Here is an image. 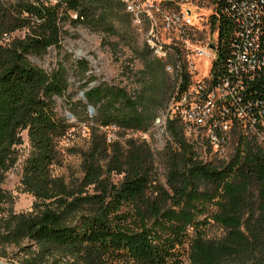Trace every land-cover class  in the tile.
I'll return each mask as SVG.
<instances>
[{"label":"trees","instance_id":"1","mask_svg":"<svg viewBox=\"0 0 264 264\" xmlns=\"http://www.w3.org/2000/svg\"><path fill=\"white\" fill-rule=\"evenodd\" d=\"M63 5L75 14L74 21L107 34L117 32L116 21L125 22V15L119 16L121 0H57L54 4L17 0L14 7L23 16L21 24L31 33L12 48L0 46V211L6 202V173L19 159L17 147L25 142L24 131L31 149L22 181L39 208L35 214H10L8 237L28 238L38 245L39 255L70 256L80 264H264V149L251 135L234 128L230 141L235 146L226 160L205 142L187 137L177 116L168 117L164 158L169 190L159 188L162 203L147 197L157 181L147 139L128 138L124 150L118 146L120 140L107 142L104 128L115 126L124 135L147 134L167 107L163 108L171 93L170 76L147 44L139 52L143 63L136 71L139 88L93 86L84 91L86 102H79L86 115L90 106L94 108L93 124L88 125L94 146L87 155L85 179L97 192L75 193L52 175L58 140L74 126L55 109V97L64 96L69 88L68 72L63 64L48 71L31 63L28 54L43 55L60 45ZM9 14L0 3V32L5 31ZM229 47L227 42L222 45L214 74L226 64ZM78 64L84 73L89 70L87 60ZM178 83L175 80L172 86L174 96L177 87L180 92L188 87L190 76L185 74ZM70 106L76 115L79 107L74 102ZM107 144L113 145L110 166L123 174L119 183L106 178L98 165L109 153ZM197 146H205L211 159H199ZM207 184L210 191L204 188ZM216 199L219 211L212 218L227 233L209 239L200 230L204 222L195 211L198 202ZM190 228L195 236L189 237ZM187 239L190 251L185 263L180 256Z\"/></svg>","mask_w":264,"mask_h":264},{"label":"rangeland","instance_id":"2","mask_svg":"<svg viewBox=\"0 0 264 264\" xmlns=\"http://www.w3.org/2000/svg\"><path fill=\"white\" fill-rule=\"evenodd\" d=\"M41 1L54 4L57 0ZM0 3L10 11L5 21L7 22L5 31L0 32V46L12 48L18 41L25 39L31 33V29L21 24L23 16L14 7L17 0H0ZM100 10L99 8L98 12ZM60 11V45L50 47L43 55L28 54V59L31 63L48 71L53 70L59 64H63L67 69L69 88L64 96L55 97V109L58 116L66 118L74 126L58 140L57 158L50 169L53 176L63 179L66 185L75 193L91 194L97 191H95L94 185L88 184L85 176L87 155L94 146L88 127L89 124H93L91 117L94 113L86 115L79 102H86L84 91L93 86L113 84L126 86L130 91L139 88V76L136 71L143 67L139 52L146 45V41L144 36L134 29L125 5L119 10V16L125 15V22L116 21L117 32H122L112 34H107L91 24L74 21L75 14L66 11L65 5L61 7ZM83 59L89 62V70L86 73L78 64V61ZM195 61L196 78L204 79L208 77L213 60L205 56H196ZM169 76L171 93L169 91V99L163 108L170 103L174 96L172 86L175 85V79L170 74ZM71 102L76 103L79 107L76 115L71 111ZM22 134L25 142L17 147L19 159L6 173L3 184L6 202L2 211H0V261L5 264H80L79 261L70 256L60 254L48 256L46 253L39 255L38 245L28 238L15 239L13 236L8 237V234L12 231L10 214H35L39 208V206H34L36 198L25 189L22 181L24 162L31 149L27 132L24 131ZM107 134L111 137V139L107 137L109 144L116 139L121 141V145H118L122 148L121 150H124L128 138L147 139L154 154L157 176V181L147 190V197L150 200L162 203V198L158 192L159 188L164 187L169 190L168 167L164 158V150L168 144L166 133L158 127H153L147 134L129 132L124 135L116 129H109ZM102 146H104V143ZM107 146L109 147V153H107L105 159L104 155L101 157L98 165L101 170H104L106 178L111 182L119 183L123 178V174L117 173V169L110 166L113 145L107 144ZM234 146L235 143L230 141L221 157L227 160L231 156ZM197 153L199 159L207 160L212 157L208 151L206 152L205 146H197ZM204 188L210 191L212 187L207 184ZM165 203L167 206L171 204L170 201ZM197 206L195 215L198 220L204 222L200 228L204 236L209 239L224 237L227 229L212 218V215L219 211L217 199L198 202ZM189 234V237H192L197 233L190 228ZM189 251L190 242L187 239L183 247V253L180 256L185 263L189 261ZM121 264L130 263L122 261Z\"/></svg>","mask_w":264,"mask_h":264},{"label":"built area","instance_id":"3","mask_svg":"<svg viewBox=\"0 0 264 264\" xmlns=\"http://www.w3.org/2000/svg\"><path fill=\"white\" fill-rule=\"evenodd\" d=\"M122 1L134 29L166 71L179 83L190 76L188 87L182 92L177 87L154 127L169 138L167 121L174 115L187 137L205 142L214 153H224L234 128L264 149V0ZM226 42L227 62L214 74ZM196 56L213 60L204 79L195 76ZM109 129L116 127L104 128Z\"/></svg>","mask_w":264,"mask_h":264},{"label":"water","instance_id":"4","mask_svg":"<svg viewBox=\"0 0 264 264\" xmlns=\"http://www.w3.org/2000/svg\"><path fill=\"white\" fill-rule=\"evenodd\" d=\"M212 47H215L214 45H212ZM91 113H94V108L92 106L89 107ZM0 264H5L3 262L0 261Z\"/></svg>","mask_w":264,"mask_h":264}]
</instances>
